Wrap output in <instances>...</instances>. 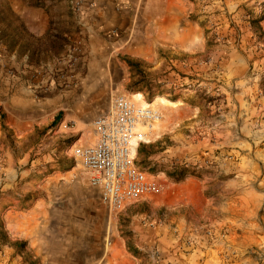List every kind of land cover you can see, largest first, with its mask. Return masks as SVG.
Segmentation results:
<instances>
[{
    "label": "rangeland",
    "instance_id": "obj_1",
    "mask_svg": "<svg viewBox=\"0 0 264 264\" xmlns=\"http://www.w3.org/2000/svg\"><path fill=\"white\" fill-rule=\"evenodd\" d=\"M0 6L22 11L0 21V264H181L173 253L264 264V0ZM28 8L50 16L45 33L30 30ZM135 92L182 109L172 131L135 148L161 195L112 211L74 156L77 126ZM30 108L45 115L16 128L11 113ZM188 181L208 204L199 217L177 205ZM191 214L183 232L176 216ZM205 223L213 234L186 243Z\"/></svg>",
    "mask_w": 264,
    "mask_h": 264
},
{
    "label": "built area",
    "instance_id": "obj_2",
    "mask_svg": "<svg viewBox=\"0 0 264 264\" xmlns=\"http://www.w3.org/2000/svg\"><path fill=\"white\" fill-rule=\"evenodd\" d=\"M137 122L138 112L132 101L116 94L109 109L94 121L98 137L95 145L79 143L74 147V156L91 173L92 184L100 188L103 202L112 211L162 188L157 180L149 181L147 174L136 167L135 157L130 156L129 146L136 135ZM185 164L189 166L190 161ZM213 231L207 224L190 227L186 243L194 245L197 237L212 235Z\"/></svg>",
    "mask_w": 264,
    "mask_h": 264
},
{
    "label": "bare ground",
    "instance_id": "obj_3",
    "mask_svg": "<svg viewBox=\"0 0 264 264\" xmlns=\"http://www.w3.org/2000/svg\"><path fill=\"white\" fill-rule=\"evenodd\" d=\"M129 95L130 100L138 112V122L135 126L136 135H134L129 146L130 156L134 158L137 151L135 148L137 143L139 144V140L152 142L160 138L164 133L174 129V125H176V116L182 109V104L181 102L172 101L166 96H156L151 101H147L142 92H135ZM77 127L83 132L81 136L82 143L84 142L94 146L98 137L94 133L93 126L90 124L82 125L78 123ZM147 178L149 181L154 180L153 176L148 177L147 175ZM186 187L188 188V186ZM179 190L183 191L182 187ZM18 232H20V230H18Z\"/></svg>",
    "mask_w": 264,
    "mask_h": 264
},
{
    "label": "crops",
    "instance_id": "obj_4",
    "mask_svg": "<svg viewBox=\"0 0 264 264\" xmlns=\"http://www.w3.org/2000/svg\"><path fill=\"white\" fill-rule=\"evenodd\" d=\"M22 12V11H21ZM21 12L18 13V16L16 15L17 18L20 17ZM40 10L37 9H33L31 10V8H28L26 10H24L23 16L26 18V20H28V25L29 28L32 32H36L39 34H43L47 31L48 29V24H49V20H50V16L45 14L42 15L40 13ZM14 13V12H13ZM15 14V13H14ZM31 106V105H29ZM29 112H20V111H15L14 113H11L10 115V119L12 121V123L16 126V128H20V127H24L25 125L29 124L30 122H37L38 120L42 119V117L45 115V110L43 111L42 109H32ZM65 125H63L64 127ZM188 186V188L186 187ZM183 189V191H180L179 189ZM179 192L178 193V203L177 205L181 206L183 203L187 204L188 207L190 206V208H193L194 210V215H197L199 217L200 213H205L206 210L208 209V204L207 202L203 199L200 198V196H198V192L195 189V184L193 182H186L182 185L179 186V188L177 189ZM152 194V193H149ZM161 195V192L156 193L155 196H159ZM180 211V210H179ZM193 216V214L187 216V215H178L176 216L178 223L181 226H178V228H180L183 232H185L187 230V226L185 225V223L191 222V223H195L197 221H199L197 218ZM206 218L208 220H211V216H206ZM207 225L210 226H215L213 224L210 223H205ZM191 227V226H190ZM189 227V228H190ZM188 228V229H189ZM173 260L177 261L178 259L184 257V260H182L181 264H195V261L197 260L196 258L199 256V254L196 253H191L188 254V256H186L185 254L180 253L179 255L174 254ZM197 255V257H196ZM209 258H206L204 260V263L202 264H206Z\"/></svg>",
    "mask_w": 264,
    "mask_h": 264
},
{
    "label": "trees",
    "instance_id": "obj_5",
    "mask_svg": "<svg viewBox=\"0 0 264 264\" xmlns=\"http://www.w3.org/2000/svg\"><path fill=\"white\" fill-rule=\"evenodd\" d=\"M36 4H38V3H36ZM9 14H12V16H15L16 17V15L13 13V11H12V9L10 7L9 8L8 7L5 8L3 6H0V17H1L0 18V21L4 20L5 17H6V15L9 16ZM60 118H61V115L59 114L57 116V118H56V121H59ZM183 175H184V173L181 174V176H183Z\"/></svg>",
    "mask_w": 264,
    "mask_h": 264
}]
</instances>
